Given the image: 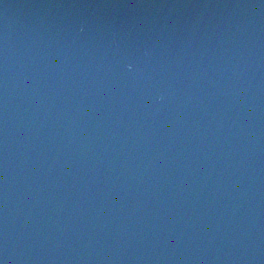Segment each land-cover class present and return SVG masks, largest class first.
I'll return each mask as SVG.
<instances>
[{
  "label": "water",
  "instance_id": "water-1",
  "mask_svg": "<svg viewBox=\"0 0 264 264\" xmlns=\"http://www.w3.org/2000/svg\"><path fill=\"white\" fill-rule=\"evenodd\" d=\"M0 264H264V0H0Z\"/></svg>",
  "mask_w": 264,
  "mask_h": 264
}]
</instances>
